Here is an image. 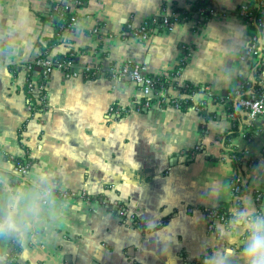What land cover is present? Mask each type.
<instances>
[{"label": "crops", "instance_id": "crops-1", "mask_svg": "<svg viewBox=\"0 0 264 264\" xmlns=\"http://www.w3.org/2000/svg\"><path fill=\"white\" fill-rule=\"evenodd\" d=\"M69 1L81 18L47 58L70 51L75 65L70 76L58 68L47 75L48 107L32 112L28 64L40 54L38 43L54 35L42 16L54 3L70 2L0 0V194L39 195L37 210L18 231H0V264H239V229L215 223L208 230L202 210L232 207L235 169L222 160L228 149L246 160L239 167L241 206L250 199L264 210V114L250 121L236 111L239 134L224 144L234 116L213 101L251 78L241 59L250 30L235 11L254 0H210L215 13L202 26L190 13L146 41L125 33V24L136 28L176 9L188 11L196 0ZM261 35L264 40V27ZM100 62L168 76L167 95L177 99L184 98V84L206 87L192 97L194 106L204 103L202 114L141 106L140 87L128 78L83 77L85 67ZM41 76L37 68L31 79L39 84ZM111 106L121 114L110 116ZM3 154L28 156L26 175ZM42 189L49 191L44 198Z\"/></svg>", "mask_w": 264, "mask_h": 264}, {"label": "built area", "instance_id": "built-area-1", "mask_svg": "<svg viewBox=\"0 0 264 264\" xmlns=\"http://www.w3.org/2000/svg\"><path fill=\"white\" fill-rule=\"evenodd\" d=\"M261 7V17L259 19H254L251 14H247L246 7L242 6L239 11V17L242 19L244 24L250 30L249 44L242 52L241 59L248 63L251 71V78L247 83V87L242 85L238 91L235 93H228L226 96L219 97L218 100H214L215 102H221L229 106L232 103L234 110L241 112L245 115V117L254 121L259 116L264 114V88L260 86V73L263 68L264 61V40L261 35L262 28L264 27V0L260 2ZM64 10H69V6L65 4ZM200 10L199 12H201ZM214 10H210V14H214ZM195 17H197L196 13H193ZM163 16L160 28H157L155 19H151L153 26L148 27L147 22H143L139 27L133 28L131 24H129L128 28L130 31H125V33L132 35L140 41L148 40L152 35L157 33L158 31H162L167 28H171L176 24L178 14H161ZM174 19L172 22L169 19ZM245 18V20H243ZM196 26H202V20L196 18L195 20ZM37 65L43 67V76H47L53 69H60L64 71L67 68L71 67L70 63L65 64V66H61V64H56L50 58H45L37 62ZM111 72L114 78L122 79L128 78L132 82L136 83L140 87L141 94L144 96V103L141 106L148 107L152 103H156L160 106H172L176 109H179L178 101L183 100L185 102H190L187 107H191L197 112H201L202 109L198 106H194L192 103L193 95L198 91L207 92L206 87H195V89L191 92L190 86L184 84L180 87V94L184 97L183 99H177L174 97H170L167 95V90L170 87L168 85L157 84L156 79H152L147 75H144L141 72L139 66L135 64L126 63L120 70H115L113 67L111 68ZM66 76H70V73H65ZM44 87L42 84H38L35 80L31 79L30 83H28V93H43L41 97L36 99V103L44 105L45 109L48 107L46 103V95L44 94ZM140 109V107H138ZM28 109L31 111V105L28 104ZM108 114L112 117L118 116L121 114V110L115 108V106H111L109 108ZM233 114H230L229 117H232ZM228 149V156L222 160L231 162L236 159L234 154ZM28 170V166L24 165L16 169V173L20 176H25ZM234 178L232 179V194L234 196V201L232 203V207L230 210L223 211L221 209H212L205 208L202 210V214L206 220L208 230H212L215 223H220L223 225H227L229 220V213L231 210L235 211L240 208V194L242 192V176L239 172V169L234 170ZM42 198H44L49 191L41 190ZM62 198H67L70 196L68 193H63L60 195ZM122 211L119 212V215H122Z\"/></svg>", "mask_w": 264, "mask_h": 264}, {"label": "trees", "instance_id": "trees-1", "mask_svg": "<svg viewBox=\"0 0 264 264\" xmlns=\"http://www.w3.org/2000/svg\"><path fill=\"white\" fill-rule=\"evenodd\" d=\"M77 1V0H76ZM68 2H70L68 4L69 6V10H64V3H54L51 6V10L50 12L46 15V16H42V20H51V26L54 29V35L52 38L44 40L41 43H38V47L40 48V54L37 58V60L31 64H28V77H27V83H26V87H25V93H26V98H27V103L29 105H31V111H39L42 109H45L43 103L42 104H38L36 103V99L39 98V96L41 97V95L43 94H35V93H28V83H30L31 81V75L36 73V69H40V74L43 73V67L37 65V62L40 60H43L45 58H47L50 55L51 50L62 43V38H61V34L65 31V30H72L74 28V25L76 24V22H78L81 18L80 15L77 14L76 11H72V5L75 3H72L71 1L68 0ZM260 2L261 0H254L252 3H246V4H242L240 5L236 11L235 14L239 15V11L241 9L242 6L246 7V12L247 14H251L253 16L254 19H259L261 17V7H260ZM78 6H76L77 8ZM212 1L210 0H196L191 9L190 10H183V9H176L173 13L178 14L177 16V21L176 23L179 22H184L187 21L190 17V13H196L197 16L199 17V19H202V22L204 23V21L206 19H208L209 17L212 16V14H210V10H212ZM200 10H202L201 12H199ZM190 11V12H189ZM155 19L156 24L154 23V25H156L157 28H160L159 26L161 25L162 22V15L156 16V17H152L148 20H146L148 27L153 26L152 21H150L151 19ZM174 19L170 18L169 21L172 22ZM245 20V18L243 19ZM130 23L125 24L124 26V30L125 31H130L128 26ZM44 43V46H43ZM71 52H66L65 54L62 55H58L53 57V62L56 64H61V66H65V64L70 63L71 65H75V60L74 57H72V55L70 54ZM131 64V63H130ZM26 66V65H25ZM111 68L110 65L109 66H105V64H103L102 62L100 63H95L92 64L88 67H85L81 73L83 75V77L87 78V79H96L98 76H105V77H113V74L111 72ZM65 73H71V68H67L64 70ZM170 75L173 73H169ZM152 79H156V83L157 84H162V85H168L169 84V79L170 77H165V76H152V75H147ZM47 76H41L40 82L39 84H44V80ZM190 86V91H193L195 89V87L191 86L190 84H187ZM245 87H247V84H244ZM44 94L46 93L45 90L43 91ZM219 97L214 98V100H218ZM179 103V110L181 111H185L187 109L188 104H190V102H185L183 100L178 101ZM198 107H200L201 109H203L204 103L201 105H197ZM227 115L233 114L234 119L231 121V128L229 130V133H224L222 136V140L224 144H228L230 139L238 136L239 134V129H238V125L240 124V116L238 115V113H236V110H234L232 103L229 104V106H227ZM200 114H202V112H199ZM249 136H251V132L247 134V138L249 139ZM231 154H234L236 156V159L232 161V167L234 169H239V167L242 165V163H244V161H246L243 158V155L238 152L237 150H232L230 152ZM3 158L5 161H8L10 163L13 164L15 169H18L21 166H30V164L32 163V160L30 158H28V156H26V158H18V157H10L8 154H3ZM13 264V263H12Z\"/></svg>", "mask_w": 264, "mask_h": 264}, {"label": "clouds", "instance_id": "clouds-1", "mask_svg": "<svg viewBox=\"0 0 264 264\" xmlns=\"http://www.w3.org/2000/svg\"><path fill=\"white\" fill-rule=\"evenodd\" d=\"M38 194L19 189L0 194V231H18L29 214L37 210ZM229 229H239L236 236L239 264H264V210H256L251 200L229 213ZM221 232L225 228L220 226Z\"/></svg>", "mask_w": 264, "mask_h": 264}]
</instances>
